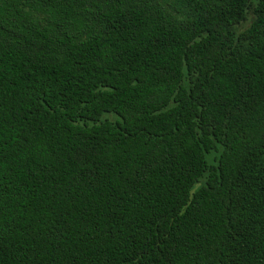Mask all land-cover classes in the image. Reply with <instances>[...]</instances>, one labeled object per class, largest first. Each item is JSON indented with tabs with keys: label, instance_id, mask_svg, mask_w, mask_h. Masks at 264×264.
<instances>
[{
	"label": "trees",
	"instance_id": "16d2710c",
	"mask_svg": "<svg viewBox=\"0 0 264 264\" xmlns=\"http://www.w3.org/2000/svg\"><path fill=\"white\" fill-rule=\"evenodd\" d=\"M0 264H264V0H0Z\"/></svg>",
	"mask_w": 264,
	"mask_h": 264
}]
</instances>
